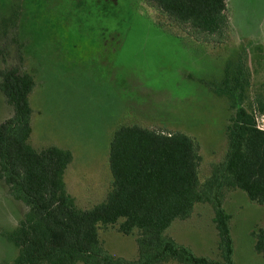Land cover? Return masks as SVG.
Masks as SVG:
<instances>
[{"label": "rangeland", "instance_id": "1", "mask_svg": "<svg viewBox=\"0 0 264 264\" xmlns=\"http://www.w3.org/2000/svg\"><path fill=\"white\" fill-rule=\"evenodd\" d=\"M226 14L228 31L219 38L181 30L142 0H0V69L19 65L33 76L30 141L72 153L64 182L77 207H93L110 187L109 144L122 125L189 136L198 144L200 181L221 161L232 112L222 95L226 77L243 64L246 102L264 95V0H226ZM11 115L0 92V123ZM223 209L233 264H264L252 235L264 205L235 190ZM23 211L0 182V264L16 256L4 235ZM212 217L209 205L196 204L167 234L196 256L218 259ZM98 233L109 254L136 257L135 236L115 227Z\"/></svg>", "mask_w": 264, "mask_h": 264}, {"label": "trees", "instance_id": "2", "mask_svg": "<svg viewBox=\"0 0 264 264\" xmlns=\"http://www.w3.org/2000/svg\"><path fill=\"white\" fill-rule=\"evenodd\" d=\"M142 1L181 30L219 38L228 31L226 0ZM2 54L0 49L3 61ZM243 70L225 79L222 95L232 111L225 125V153L204 181L199 179L198 144L189 136L122 125L109 144L110 187L101 202L81 209L64 183L71 153L29 142L33 76L19 65L0 69V92L12 108L0 123V182L24 208L16 227L4 235L17 250L4 264H233L226 195L239 190L264 205V131L256 126V117L264 114V95L246 102L250 79ZM196 204L212 209L218 259L196 256L167 234L174 222L192 215ZM101 226L135 236L136 257L126 260L104 250ZM252 235L254 250L264 257V218Z\"/></svg>", "mask_w": 264, "mask_h": 264}, {"label": "built area", "instance_id": "3", "mask_svg": "<svg viewBox=\"0 0 264 264\" xmlns=\"http://www.w3.org/2000/svg\"><path fill=\"white\" fill-rule=\"evenodd\" d=\"M256 126L257 129L264 131V114L258 115L256 117Z\"/></svg>", "mask_w": 264, "mask_h": 264}, {"label": "crops", "instance_id": "4", "mask_svg": "<svg viewBox=\"0 0 264 264\" xmlns=\"http://www.w3.org/2000/svg\"><path fill=\"white\" fill-rule=\"evenodd\" d=\"M31 133H32V126H31ZM30 136H31V134H30ZM29 142H30V144L32 145V143H31V141H30V138H29ZM33 146V145H32ZM34 147V146H33ZM56 147H58V146H56ZM36 148V147H35ZM58 148H60V147H58ZM61 149H63V148H61ZM64 150H66V149H64ZM70 152V151H69ZM109 152V151H108ZM71 153V152H70ZM71 155H72V153H71ZM73 155H72V161H73ZM71 161V162H72ZM71 164V163H70ZM68 168V167H67ZM108 168H109V164H108ZM67 170V169H66ZM66 172V171H65ZM110 172V171H109ZM65 175V174H64ZM65 183V182H64ZM66 186V185H65ZM66 190H67V188H66ZM68 192V191H67ZM106 194V193H105ZM71 196V195H70Z\"/></svg>", "mask_w": 264, "mask_h": 264}]
</instances>
